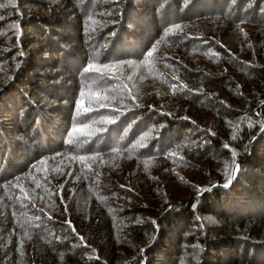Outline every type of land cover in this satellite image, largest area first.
<instances>
[{
  "label": "trees",
  "instance_id": "1",
  "mask_svg": "<svg viewBox=\"0 0 264 264\" xmlns=\"http://www.w3.org/2000/svg\"><path fill=\"white\" fill-rule=\"evenodd\" d=\"M9 4L0 264H264V0Z\"/></svg>",
  "mask_w": 264,
  "mask_h": 264
},
{
  "label": "rangeland",
  "instance_id": "2",
  "mask_svg": "<svg viewBox=\"0 0 264 264\" xmlns=\"http://www.w3.org/2000/svg\"><path fill=\"white\" fill-rule=\"evenodd\" d=\"M6 1V5H10L9 4V1L10 0H5ZM98 2H100V0H93V4L92 5H97L98 4ZM7 7V6H6ZM94 6H92L91 8H93ZM4 8H5V6L4 7H2V8H0V10H4ZM90 8V9H91ZM225 9H226V11H228L229 10V7H225ZM2 18H4L3 16H1V14H0V20L2 19ZM89 22L91 23V25H93V26H99V21L96 19V17L95 18H90L89 19ZM11 30V26L9 27V26H7V25H5V27L2 29V31L1 32H3V35L2 36H4V35H6L7 33H9V31ZM67 31H69V29L67 30ZM27 35H28V33H27ZM26 35V36H27ZM31 36H33L32 34H31ZM0 42H2V40H0ZM36 42H37V40H36ZM5 45H0V61L1 60H3V59H1L2 58V54H3V50L5 49ZM91 47V46H90ZM99 47V46H98ZM100 48H102L101 46L99 47V49ZM59 67V66H58ZM49 72V71H48ZM47 74H49V79L51 80L52 79V74H51V72H49V73H47ZM72 75L73 74H67L65 77L66 78H72ZM54 80V79H53ZM52 82V81H51ZM54 82H55V80H54ZM87 87V86H86ZM85 87V88H86ZM218 167H219V165H218ZM234 169H235V167H234ZM153 173L155 174V173H157V171H156V169H155V167H154V169H153ZM129 219H124V224H127V223H129ZM128 225V224H127ZM138 225L139 226H141V223H139L138 222ZM169 235V234H168ZM122 238H124L127 242H129V243H131L133 246L135 245V243L137 242L136 240H138V238H136V240L134 239V237L132 236V235H128V234H124V236L122 237Z\"/></svg>",
  "mask_w": 264,
  "mask_h": 264
},
{
  "label": "snow or ice",
  "instance_id": "3",
  "mask_svg": "<svg viewBox=\"0 0 264 264\" xmlns=\"http://www.w3.org/2000/svg\"><path fill=\"white\" fill-rule=\"evenodd\" d=\"M148 56L151 57L152 56V52H149L148 53ZM91 65H89V67L87 69H85V71H90L91 70ZM73 141L70 139L69 140V143L71 144ZM81 159H83V157H81ZM227 187V185H225Z\"/></svg>",
  "mask_w": 264,
  "mask_h": 264
},
{
  "label": "water",
  "instance_id": "4",
  "mask_svg": "<svg viewBox=\"0 0 264 264\" xmlns=\"http://www.w3.org/2000/svg\"><path fill=\"white\" fill-rule=\"evenodd\" d=\"M237 171H238V166H237V164H236L235 169H234V171H233V175H232V178H233V179H234V177H235ZM211 188H212V187H210L209 189H207V191H209Z\"/></svg>",
  "mask_w": 264,
  "mask_h": 264
}]
</instances>
